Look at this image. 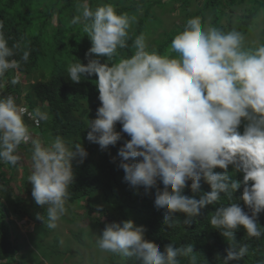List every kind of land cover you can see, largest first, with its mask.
<instances>
[{"label": "clouds", "instance_id": "obj_1", "mask_svg": "<svg viewBox=\"0 0 264 264\" xmlns=\"http://www.w3.org/2000/svg\"><path fill=\"white\" fill-rule=\"evenodd\" d=\"M77 11L71 23L82 26L91 47L85 53L87 63L69 64L67 76L75 84L95 76L100 101L86 139L105 150L116 146L122 133L130 137L118 149V168L131 187L156 189L154 207L165 210L163 223L168 227L176 223L177 213L190 225L206 206L219 203L222 193L231 201L243 186L240 199L251 214L233 202L218 207L210 219L230 245L223 264L240 261L249 249L247 244L237 246L235 233L242 227L249 238L264 235L257 219L264 212V44L246 48L241 32L205 27L197 16L174 36L169 54L150 51L141 34L133 43L134 54L110 65L106 60L128 47L136 17L118 14L110 3L93 9L87 0ZM18 48L9 46L0 23V164L21 171L23 160H28L32 197L37 205L47 206V221L39 214L37 219L54 229L67 211L73 162L83 163L88 153L80 144L70 147L61 136L45 143L40 123L49 115L29 108V87L25 92L21 79L28 86L30 82L13 58ZM29 56L25 50L21 60L27 62ZM5 83L10 90L3 95ZM11 84L20 86L19 94ZM230 166L232 173L243 174L242 180L232 178ZM201 180L210 191L199 199L184 194L189 181L191 191L198 193ZM96 243L102 251L133 258L137 264H180L179 257L197 264L193 244L170 243L161 252L145 239L144 227L132 220L107 224Z\"/></svg>", "mask_w": 264, "mask_h": 264}, {"label": "trees", "instance_id": "obj_2", "mask_svg": "<svg viewBox=\"0 0 264 264\" xmlns=\"http://www.w3.org/2000/svg\"><path fill=\"white\" fill-rule=\"evenodd\" d=\"M43 1H46V10ZM82 2L83 0H0V23H3L5 38L9 46L19 45L13 58L20 61L18 69L26 74L30 82L27 93L29 108L32 111L44 105L49 115L47 122L40 123L42 134L49 138L48 143L51 142V137L54 139L61 136L70 147L80 144L88 153L83 163L73 162L74 182L69 188L70 197L66 200V205L71 204L67 209H70L72 214L73 206L84 199V204L80 208L83 210L82 219L86 225L84 230L77 229L71 233V238L81 242V247L88 245V249H91L105 226L121 222L119 219L125 221V212L128 210L131 211L134 224L144 227L145 239L158 245L161 252L170 243L176 247L193 244L197 264H223L230 245L219 230L211 227L210 219L218 207L233 202L239 203L244 211L249 212L240 199L243 186L233 194L231 201L222 193L219 203L206 206L202 210L203 214L195 217L190 225L184 224L186 219L184 214L177 213L173 217L176 223L168 227L163 223L165 210H157L154 207L156 189L146 191L142 186L131 187L123 179L125 175L123 170L118 168L121 160L118 149L130 137L122 133V140L116 146H109L105 150L86 139L89 122L95 118L96 110L100 106L99 93L95 85L96 77L75 84L67 76L69 64L79 60L87 63L85 53L91 47L90 37L83 31L82 26L71 23L79 14L77 6ZM87 2L93 9L100 4L110 3L118 14L127 13L136 17V21L129 29L128 47L118 49L117 56L110 61L106 60L110 65L119 59L132 56L135 52L133 43L141 34L145 40L148 36L155 35L149 41L150 51L155 49L161 55L169 54L168 49L174 36L183 31L189 18L197 16L201 18L205 27L212 25L225 32L232 30L241 32L247 40H244L246 48L264 44V27L260 28L259 24L260 18L264 24V0H169L167 4L172 6L171 11L175 12L179 8L181 17V22L174 20L169 26L163 24L155 8L166 7V2L162 0H87ZM176 4L179 7H176ZM163 25L164 27L158 31ZM25 50L30 51L27 62L21 60ZM102 62L105 61L102 59ZM11 74L12 72L9 73ZM10 88L19 94V85L11 84ZM26 119L30 123L31 120L28 117ZM244 123L246 122L242 121L240 126L241 132ZM121 127L117 123L116 130L120 131ZM28 159L31 162V151ZM6 165L13 172L16 171L17 166ZM20 170L24 177L21 183L13 187L14 179L7 177L3 164H0V183H4L3 198H0V264H29V261L36 263L23 256H19L18 261V254L10 239L14 224L13 220L9 219L12 215L19 220L26 218L27 222L33 223L34 234L40 230L44 237H48L52 231L46 223L43 224L42 220L37 219L39 214L47 221V214L46 207L37 205L32 197L28 181L30 168L23 166ZM232 171L230 166L229 173L232 178L242 180V173ZM200 183L198 193H193L189 181L184 194L199 199L200 194L210 191L209 185L203 180ZM158 187L162 189L163 185L158 183ZM15 188L18 189L20 196L15 194ZM257 219L264 227V212L260 213ZM235 238L237 246L247 244L249 250L243 259L238 262L232 261L230 264H264V235L249 238L241 227L235 233ZM59 254L61 253L54 256ZM108 254L109 258L103 264H137L133 258ZM179 260L180 264H189L185 257H179Z\"/></svg>", "mask_w": 264, "mask_h": 264}, {"label": "rangeland", "instance_id": "obj_3", "mask_svg": "<svg viewBox=\"0 0 264 264\" xmlns=\"http://www.w3.org/2000/svg\"><path fill=\"white\" fill-rule=\"evenodd\" d=\"M162 1L166 2L167 4L169 0ZM43 6H45L44 9L46 10V1H43ZM175 6L179 7L178 4H176ZM155 8L159 13V17L163 20V24L165 26H169L172 22H174V20H176L177 22H181V17H179V8L175 12L171 11L172 6L169 4H167L163 9L157 6ZM151 21L154 22V20ZM259 24L260 28L264 27L262 18H260ZM164 25L161 26L158 31H160L162 27H164ZM154 36L155 35H150L146 38L148 48L150 47L149 41L152 40ZM21 80L22 89L26 92L29 86L27 83H23L24 79ZM6 84L7 83H5L4 85L5 89L3 95H5V93L10 90L8 85ZM38 108L41 111L46 110V107L44 105L39 106ZM34 131L38 133L36 128H34ZM38 138L41 140L42 136L39 135ZM52 139L53 138L51 137V140ZM49 141V138L45 137V143H48ZM21 152V155L25 158L28 156V152ZM23 162L27 167L30 168L29 173L31 174V165H29L28 160L24 159ZM3 168L4 172H6L5 174H7V177L9 176V178L11 177L14 179L15 182L13 183V187L21 183V180L24 177V174H22L21 171H19L18 169L14 172L10 169L8 170V167L5 165V163H3ZM3 186L4 183H0V198H3ZM30 186L32 189L31 183ZM17 190L18 189L15 188V194L19 195ZM21 195L25 196L22 193ZM84 201V199H81L80 202L77 203L78 205L73 206L72 214L70 212V209H67L66 213L61 217L59 221H57L56 228L52 229L48 237H44L43 233L40 230L36 231V233L34 234L33 223L27 222L26 218L19 220L12 215V217L9 218L14 222V224L12 225V233L10 239L12 244L15 246L16 253L18 254V261L19 256H23L25 257V259L36 261L35 264H103L104 261L109 258V254L99 249L97 243L95 244V246H93L92 244L91 246L93 247L91 249H88V245H85V247L83 248L81 247V242L73 240L70 236V234L76 232L77 229H85L86 222L84 219H82L83 210L80 208V206L84 204ZM70 205L71 204H67L66 208ZM125 215V220L133 221L134 218L131 216V211L127 210L125 212ZM5 220H7V218ZM119 220L122 222V219ZM36 240L37 243L35 244ZM56 253L61 254L54 256V254ZM29 264H34V262L29 261Z\"/></svg>", "mask_w": 264, "mask_h": 264}]
</instances>
